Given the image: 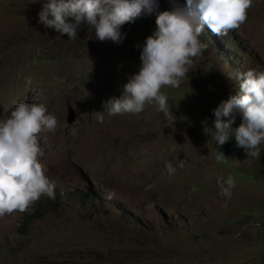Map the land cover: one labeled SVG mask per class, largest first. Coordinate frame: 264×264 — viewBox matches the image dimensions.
<instances>
[{"label": "rangeland", "instance_id": "obj_1", "mask_svg": "<svg viewBox=\"0 0 264 264\" xmlns=\"http://www.w3.org/2000/svg\"><path fill=\"white\" fill-rule=\"evenodd\" d=\"M43 2L0 0V117L27 100L57 119L40 140L54 196L0 216V264H264V144L249 158L234 138L217 147L201 124L236 93L237 72L264 69V0L226 35L204 26L207 47L177 87H162L163 112L146 103L102 123L95 111L138 70L137 45L171 0H157L149 21L122 25L120 43L86 39V26L75 40L45 28ZM217 177L232 178L229 196ZM39 204L44 215L25 224Z\"/></svg>", "mask_w": 264, "mask_h": 264}, {"label": "clouds", "instance_id": "obj_2", "mask_svg": "<svg viewBox=\"0 0 264 264\" xmlns=\"http://www.w3.org/2000/svg\"><path fill=\"white\" fill-rule=\"evenodd\" d=\"M170 10L159 11L155 27L144 38L139 52V68L127 77L119 96L102 102V111H95L102 123L104 114H137L146 103L158 111L165 110L167 97L162 87H177L189 71L192 58L201 54L207 44L199 36L207 25L216 36L238 28L247 17L253 0H171ZM157 0H44L37 13V23L51 28L69 40L78 38L86 26V39L120 43L124 38L121 26L132 23L142 12L152 13ZM238 90L222 99L211 111L213 119L201 121L202 131L216 146L234 138L246 157L257 158L264 144V69L237 72ZM31 78H26V86ZM236 114L241 122L233 127ZM56 117L43 102L20 100L7 115L0 117V216L23 212L42 195L54 196V182L45 174L41 162V134L54 132ZM217 159H220L217 156ZM168 175L175 172L165 162ZM219 194L229 196L231 177H217Z\"/></svg>", "mask_w": 264, "mask_h": 264}, {"label": "trees", "instance_id": "obj_3", "mask_svg": "<svg viewBox=\"0 0 264 264\" xmlns=\"http://www.w3.org/2000/svg\"><path fill=\"white\" fill-rule=\"evenodd\" d=\"M150 14L151 13L142 12L139 17L135 18V20L129 24H139L142 22H147L150 19ZM126 23H128V22H126ZM45 211H46L45 207L42 204H39V206L35 210H33L31 213H28L25 216V220H24L25 224H27V222H29L35 218H41L44 215ZM19 229H22V228L19 227Z\"/></svg>", "mask_w": 264, "mask_h": 264}, {"label": "water", "instance_id": "obj_4", "mask_svg": "<svg viewBox=\"0 0 264 264\" xmlns=\"http://www.w3.org/2000/svg\"><path fill=\"white\" fill-rule=\"evenodd\" d=\"M75 116H76V112L74 109H70V112H69V116L67 118L68 122H73V120L75 119Z\"/></svg>", "mask_w": 264, "mask_h": 264}]
</instances>
